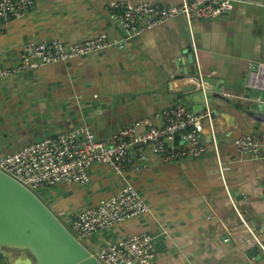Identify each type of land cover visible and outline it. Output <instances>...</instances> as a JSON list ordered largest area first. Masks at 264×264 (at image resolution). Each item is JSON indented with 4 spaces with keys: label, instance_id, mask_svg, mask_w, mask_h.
I'll return each instance as SVG.
<instances>
[{
    "label": "crops",
    "instance_id": "crops-1",
    "mask_svg": "<svg viewBox=\"0 0 264 264\" xmlns=\"http://www.w3.org/2000/svg\"><path fill=\"white\" fill-rule=\"evenodd\" d=\"M24 16L0 22V69L16 66L29 42L73 44L100 33L120 39L111 2L178 5L181 0H33ZM224 17L190 25L174 18L130 40L66 63L0 80V158L47 137L88 126L98 140L185 105L196 74L222 94L200 119L202 156L165 161L145 151L141 168L114 175L94 164L87 185L43 187L34 194L66 226L82 209L130 184L150 211L80 240L91 254L141 233L153 239L151 264H264V160L240 155L234 140L255 137L264 150V112L251 108L244 83L264 103V0H230ZM211 139V140H210ZM188 146L181 136L168 150Z\"/></svg>",
    "mask_w": 264,
    "mask_h": 264
},
{
    "label": "built area",
    "instance_id": "built-area-1",
    "mask_svg": "<svg viewBox=\"0 0 264 264\" xmlns=\"http://www.w3.org/2000/svg\"><path fill=\"white\" fill-rule=\"evenodd\" d=\"M33 7V0H0V22L18 19ZM107 8L111 18L124 31L122 38L112 39L100 33L73 44L59 40L29 42L23 46L16 66L0 69V80L41 66L66 63L108 48L125 46L133 38L174 18L181 17L190 25L224 17L232 12L233 3L230 0H181L178 5L111 2ZM163 119L162 127L156 128L146 122L142 134H137L136 126H130L111 134L105 141L98 140L88 126H81L1 157L0 171L34 193L43 187L62 184L87 185L90 169L97 163L123 177L141 168L146 149L165 161L204 154L199 133L201 117H190L178 106L166 112ZM176 136H181L188 146L184 150L170 151L167 143ZM233 143L240 155L264 160V150L255 137L241 136ZM149 211L141 194L127 184L116 195L80 210L65 227L80 241ZM94 256L101 264H151L155 249L152 237L141 233L106 245Z\"/></svg>",
    "mask_w": 264,
    "mask_h": 264
},
{
    "label": "water",
    "instance_id": "water-1",
    "mask_svg": "<svg viewBox=\"0 0 264 264\" xmlns=\"http://www.w3.org/2000/svg\"><path fill=\"white\" fill-rule=\"evenodd\" d=\"M222 83L196 74L180 100L187 114L206 112ZM244 90L260 101L251 108L264 112L262 93L245 83ZM0 255L9 264H101L33 192L1 171Z\"/></svg>",
    "mask_w": 264,
    "mask_h": 264
},
{
    "label": "rangeland",
    "instance_id": "rangeland-1",
    "mask_svg": "<svg viewBox=\"0 0 264 264\" xmlns=\"http://www.w3.org/2000/svg\"><path fill=\"white\" fill-rule=\"evenodd\" d=\"M3 259H4V258H3ZM0 262H1V264H9V263L7 262L6 259H4V260H1V259H0Z\"/></svg>",
    "mask_w": 264,
    "mask_h": 264
},
{
    "label": "trees",
    "instance_id": "trees-1",
    "mask_svg": "<svg viewBox=\"0 0 264 264\" xmlns=\"http://www.w3.org/2000/svg\"><path fill=\"white\" fill-rule=\"evenodd\" d=\"M0 259H1V260H4L5 258L3 259V257L0 255ZM0 264H1V262H0Z\"/></svg>",
    "mask_w": 264,
    "mask_h": 264
}]
</instances>
